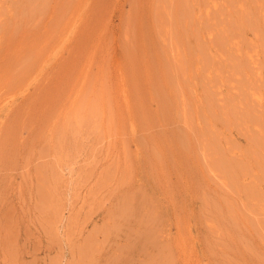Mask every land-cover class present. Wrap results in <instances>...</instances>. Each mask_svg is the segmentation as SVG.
I'll return each mask as SVG.
<instances>
[{
    "label": "rangeland",
    "instance_id": "obj_1",
    "mask_svg": "<svg viewBox=\"0 0 264 264\" xmlns=\"http://www.w3.org/2000/svg\"><path fill=\"white\" fill-rule=\"evenodd\" d=\"M0 264H264V0H0Z\"/></svg>",
    "mask_w": 264,
    "mask_h": 264
}]
</instances>
